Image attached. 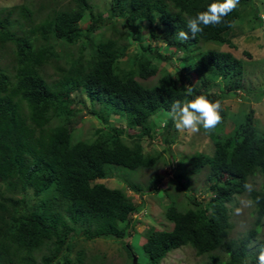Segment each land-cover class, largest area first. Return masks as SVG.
I'll list each match as a JSON object with an SVG mask.
<instances>
[{
  "label": "trees",
  "instance_id": "1",
  "mask_svg": "<svg viewBox=\"0 0 264 264\" xmlns=\"http://www.w3.org/2000/svg\"><path fill=\"white\" fill-rule=\"evenodd\" d=\"M70 1L72 6L52 8L36 25L25 4L0 8V60L12 53L0 64V264H84L83 250L71 257L77 232L85 239L132 237L137 220L131 218L142 202L135 203L123 184L141 195L146 189L163 190L169 201L164 206L167 224L144 231L143 264H161L168 252L182 246L206 255L205 264H256L264 230L256 250L248 245L264 228V131L257 130L251 109L237 115L230 132L223 131L221 121L206 131L212 152L198 151L190 169H176V191L187 194L189 203L179 201L166 185L158 189L157 180L144 187L96 181L117 168H149L164 159L156 149L144 154L141 139L156 137V127L167 134L175 127L169 119L174 100L201 92L220 102L238 95L242 58L251 53L243 50L238 57L229 50H203L200 44L235 48L228 33L250 0H239L223 23L205 27L195 38L189 33L187 41L178 40V32L188 31L187 19L207 10L213 0H111L106 16L89 0ZM115 18H121L123 30L91 43L92 32ZM59 41L76 45V52L60 54ZM169 49L173 58L165 54ZM47 65L55 78H47ZM75 92L99 105L90 113L102 127L84 139L75 138L77 127L71 125L78 115L70 106ZM113 115L123 119L125 128L110 123ZM204 169L205 190L211 193L205 203L192 194L190 179ZM255 175L261 184L249 189ZM247 192L253 226L244 236L230 238L231 206ZM123 244L128 264H140L132 242Z\"/></svg>",
  "mask_w": 264,
  "mask_h": 264
},
{
  "label": "rangeland",
  "instance_id": "2",
  "mask_svg": "<svg viewBox=\"0 0 264 264\" xmlns=\"http://www.w3.org/2000/svg\"><path fill=\"white\" fill-rule=\"evenodd\" d=\"M89 1L93 5L94 10L102 13L103 16H106L111 9V0ZM18 4H25L33 10L32 25H36L39 21L44 19L52 8H66L72 6L70 0H0V8H8ZM247 6L245 10L246 14L241 15L235 20L228 33L235 48L227 47L226 44L214 42L200 44L203 50H229L238 57L242 56L243 50L251 53V58H242L243 74L241 91L237 93L238 95L231 93L221 102L222 110H224L221 117L224 132L231 131L235 119L241 111H248L250 109L253 111L257 130L259 132L264 131V0H250ZM14 16H16V14ZM21 19V22H25V20ZM115 19H112L111 22L106 23V25L102 27H98L92 32L90 42L96 43L99 40H106L115 34V29L119 31L123 30L120 21L121 18ZM28 25L29 23L26 24L25 28H27ZM154 44L160 45V42H152V45ZM8 45H12V43L9 42ZM133 49L134 46L131 45L128 51L131 52ZM57 50L60 54L66 52L75 53L77 46H68L59 41L57 43ZM88 50H90V47ZM171 52L172 50L169 49L165 51V54L173 58ZM11 55L12 53L10 51L6 52L0 60V64L7 63ZM164 66L169 67V63L166 62ZM44 73L47 78H55V71L51 65L44 67ZM155 80L156 77L148 80L147 83H153ZM71 96L72 103L70 106L72 109L78 111L77 117L71 124L77 127L74 136L80 139L88 138L95 129L102 127L101 123L90 113L92 107L98 109L99 105L98 103L92 105L89 98L83 92H75ZM110 123L114 126L125 128L123 119L119 117V115L111 116ZM159 131H161V127H156V137L148 138L147 136H143L141 143L143 144L144 154L156 149L163 154L164 159L162 158L154 166L149 168L136 170L117 168L110 177L96 181L103 182L106 185L117 183L116 181H119V184L124 181H129L130 183H138L144 187L157 180L158 189L166 185L169 192H176L178 194L177 197L179 201L189 203L186 196L187 194L182 191H176L174 173L176 169L179 171L184 170L183 168L190 169L192 166L191 159H193L196 152L211 153L213 150V143L203 127L195 134H190L188 131L178 132L175 127L171 128L168 134L165 131ZM126 140L130 142L132 139L127 137ZM205 172L206 169L190 176L195 186L192 194L197 200L203 203L208 201L211 194L205 190ZM260 184L261 177L255 175L250 178L248 188L257 189ZM122 187L126 189L135 203L139 204L142 202L141 208L132 216V218L135 219L131 218V220H137L135 223L137 232H135L132 237L126 236L124 239L112 237L85 239L83 233L77 232L73 237L74 249L71 257L75 256L77 250H83L85 253L84 264H128L129 258L127 257V252L123 243L130 244L132 242V249L139 263L143 264L146 262V256L141 249V244L145 241L144 231L150 226L162 227L167 224L164 215V206L169 201L165 192L160 189L157 193L152 189H146L141 195L129 190L125 184H123ZM26 196L31 198V192L28 191ZM32 202L33 198L30 199V203ZM231 208L230 220L232 229L229 233V237L240 238L253 226V205L249 200L248 192L237 196ZM263 230L264 228H261L257 236L252 239L248 245L253 251L256 250V247L260 243ZM217 253L225 257L224 252L217 251ZM40 254L41 251L35 253L37 259ZM207 261L208 257L206 255L199 256L195 253L194 249L188 246H182L168 252L162 259L161 264H205Z\"/></svg>",
  "mask_w": 264,
  "mask_h": 264
},
{
  "label": "clouds",
  "instance_id": "3",
  "mask_svg": "<svg viewBox=\"0 0 264 264\" xmlns=\"http://www.w3.org/2000/svg\"><path fill=\"white\" fill-rule=\"evenodd\" d=\"M239 0H213L207 10L197 13L194 17L187 19L188 31L180 30L177 39L187 41L189 33L195 38L202 33L205 27L219 25L224 22V17L231 13L238 5ZM189 96L193 89L186 87ZM222 104L219 100L209 99V95L201 92L198 95L184 100H174L170 110L169 119L174 123L178 132H190L195 134L201 127L205 131H211L221 121ZM135 214V213H134ZM178 249V248H176ZM256 264H264V244H261L257 254Z\"/></svg>",
  "mask_w": 264,
  "mask_h": 264
},
{
  "label": "water",
  "instance_id": "4",
  "mask_svg": "<svg viewBox=\"0 0 264 264\" xmlns=\"http://www.w3.org/2000/svg\"><path fill=\"white\" fill-rule=\"evenodd\" d=\"M133 260H135V259H133Z\"/></svg>",
  "mask_w": 264,
  "mask_h": 264
}]
</instances>
